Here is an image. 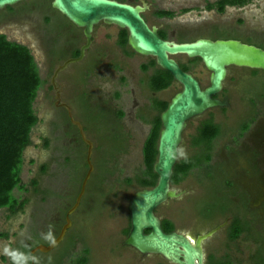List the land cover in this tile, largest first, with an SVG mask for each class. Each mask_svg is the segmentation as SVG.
I'll list each match as a JSON object with an SVG mask.
<instances>
[{
  "label": "trees",
  "instance_id": "16d2710c",
  "mask_svg": "<svg viewBox=\"0 0 264 264\" xmlns=\"http://www.w3.org/2000/svg\"><path fill=\"white\" fill-rule=\"evenodd\" d=\"M52 1L24 0L0 10V21L12 20L22 15H35L38 18L51 75L66 59L79 56L81 47L86 42L83 29L55 9ZM252 1L207 0V8L222 13L228 5L244 6ZM188 10L190 9L184 8L182 11ZM154 12L159 17L173 18L177 15V11L173 9L157 8ZM235 31L238 33L237 30L225 26H212L193 35H178L177 39L192 41L201 36L230 38L237 36ZM160 34L168 38L167 28L160 29ZM246 39L264 47V32L253 33ZM128 41V30L120 28L117 44L124 54L132 55L136 52ZM106 57L104 49L93 44L83 60L71 64L76 77L65 86L61 94L65 92L64 96L67 97L65 101L72 104L76 118L82 121L88 136L95 143L92 157L95 170L80 206L72 215L74 224L69 228L64 240L49 252L38 250L33 254V248L41 243L52 242L67 222L68 211L75 204L89 169L87 160L89 145L83 139L79 127L72 122L67 108L56 105L57 99L54 95L52 98L56 112L50 123V134L44 138L45 147L48 149L47 157L40 164L37 176L29 182L23 180L24 152L32 143V130L39 122L34 104L47 80L41 74L31 47L9 39L5 33H0V209L7 208L9 216H15L25 213L27 206L33 204L30 222L22 223L23 230L15 233L19 238L14 244L12 254L9 257L2 256L3 261L11 260V264H32L34 258L35 264H92L91 242L96 237L97 220L99 222L108 206L115 203L120 188L123 186L129 188L136 183L139 190L153 187L158 183L159 176L154 170V165L158 159L159 137L163 127L161 113L168 107L171 99L153 95L151 104L147 106L148 111L138 114L144 121L152 124L143 144L144 168L135 177H121L118 174L122 170L121 154L128 151L131 136L123 122L126 111L123 108H116L113 102L114 98L121 96V92L117 90L110 98L99 97L98 101H94L88 85L93 75L103 67ZM178 60L186 71L194 73L200 79L203 86L209 84V82L205 84L196 73L195 68L201 61L199 57H188L183 60L187 63ZM108 65H114L120 71L124 70L122 65L114 64L113 60L108 62ZM150 68L152 70L148 72ZM143 69L147 74L146 86L154 94L177 82L172 72L159 66L155 58L143 64ZM253 71L257 72L259 69ZM62 74L58 78V83L62 80ZM121 80L124 83L127 77L122 75ZM50 88H55L52 83ZM181 89L182 87L178 91ZM216 109L213 108V111L211 109L209 114L206 112L198 116L201 117L200 123L191 135L193 153L190 155L181 153L171 182L173 186L179 188L178 185L187 180L194 170L200 168L209 171L206 177L210 179L211 184L207 185L208 181L198 176L200 194H196L197 196L188 194L194 199L191 208L198 222L203 224L202 232L218 226L227 219L230 220L225 228L214 236L219 237L222 233L225 235V248L218 254L220 248L215 251L208 247L205 264L242 262V259L236 256L240 250L237 241L242 237L253 245L248 259L250 264H264V199L256 204L244 184L236 181L237 169H234L233 164L226 165L222 176H217L215 165L211 163L216 140L225 131L223 124L216 120ZM247 126L248 124H244L236 128L240 132L235 137L236 140L239 141ZM232 129L234 131V126ZM255 159L256 154L251 159L248 153H242L231 161L235 165L242 163L244 166ZM35 162V159L31 160V163ZM247 170L250 172L254 169ZM64 171H67L68 183L72 185V189L67 191L68 194L62 186L61 178ZM132 196L128 198V225L122 230L124 238L131 229ZM43 219L46 223L41 222ZM163 226L166 231L180 227L169 216L163 217ZM197 232H200L199 229ZM10 236L9 230L0 232V237ZM210 241L209 239L208 242ZM118 247L124 249L130 246L118 243ZM155 264L171 263L159 257Z\"/></svg>",
  "mask_w": 264,
  "mask_h": 264
},
{
  "label": "rangeland",
  "instance_id": "374dc122",
  "mask_svg": "<svg viewBox=\"0 0 264 264\" xmlns=\"http://www.w3.org/2000/svg\"><path fill=\"white\" fill-rule=\"evenodd\" d=\"M148 2L150 7L145 12L146 19L149 22L166 27L174 37H178V35H193L212 26H225L240 33L256 32L255 34H260L264 32V0H253L244 6L228 5L222 13L216 9H208L207 0H148ZM157 8L173 9L177 11V15L173 18L159 17L154 12ZM184 8H189L190 10L183 12ZM119 31L120 27L117 25L100 23L96 27L93 44L99 45L100 48L104 49L107 57L103 63L104 67L93 75L89 86L93 87V91L97 95H103L107 98H110L117 90L121 92V96L114 98L113 102L116 108H123L126 111L123 122L131 136L129 138L128 151L121 154L122 170L118 174L121 177H135L144 168L143 144L152 128V124L144 121L138 114L145 112L144 107L151 104L153 95L171 99L182 85L177 81L174 85L159 93L150 92L146 86L145 79L147 74L143 69V64L148 63L154 57L138 53L132 55L124 54L117 44ZM0 33H5L10 39L29 45L38 61L42 76L47 80L35 100L34 106L39 116V122L32 130V143L24 152L25 165L22 177L25 182H29L33 177L37 176L40 164L46 159L48 154L44 138L50 134V123L56 112L52 97L57 95L58 89L50 88L53 75L50 74L47 64V56L42 43L43 32L40 27V21L35 15H22L13 18L7 24L0 25ZM176 57L181 62L187 63V61H183L188 58L187 55L178 54ZM112 60L114 64L119 63L122 65L124 70L120 71L114 65H108V62ZM71 69L74 68H69V70ZM151 70L152 68L148 72H151ZM195 70L203 82L208 84L210 72L202 61L198 62ZM64 75L66 74H62L61 83H64L66 79ZM122 75L127 77L124 83L121 80ZM64 94H62V98L65 101L67 97ZM134 99L137 102L136 105ZM70 105L72 106V104ZM209 111L206 114H209ZM237 115L236 111L224 112L219 109L215 110L216 120L223 124L225 130L223 135L216 140V150H220L222 146L232 139L234 135L232 122L237 118ZM200 119L201 117H195L189 121V125L184 132L183 155L193 153L191 135L196 131ZM257 138L259 139L256 146L262 150V156L264 157V121L262 127L257 131ZM32 159H35L36 162L31 163ZM198 174L199 171L197 169L194 170L187 180L179 184L178 187L199 186ZM242 182L251 198L254 199L256 204H259L264 197V172H261V174L258 172L253 177H244ZM137 189L136 183L130 185L129 188L127 186L121 187L119 197L116 198L115 203L108 206L99 222L97 220L96 237L91 242L93 247L92 264H154L157 260L155 256L143 258L130 247L124 249L118 247V243H121L124 238L122 230L128 225V201ZM193 200L191 196L169 200L157 209V213L173 218L178 226L189 232L196 233L198 229L203 227V224L198 222L191 208ZM32 210L33 204H30L27 206L25 213L9 216L7 208L0 209V232L8 230L11 232L10 238L0 237V264H9L2 260V256L6 255L9 257L11 255L14 244L19 238L15 233L23 230L22 223L30 222ZM224 242L225 235L222 233L219 237L211 240L210 243L208 242V247L215 249V251L220 248L221 250L218 251V254H221L222 249L225 248ZM237 242L240 250L237 251L236 256L238 259H242V262L238 261L236 264H250L248 259L253 247L252 243L243 237Z\"/></svg>",
  "mask_w": 264,
  "mask_h": 264
},
{
  "label": "water",
  "instance_id": "95a60500",
  "mask_svg": "<svg viewBox=\"0 0 264 264\" xmlns=\"http://www.w3.org/2000/svg\"><path fill=\"white\" fill-rule=\"evenodd\" d=\"M22 1L24 0H0V10ZM52 6L82 28L86 38L80 55L66 59L55 69L52 84L58 89L56 105L67 108L72 122L79 127L83 139L89 145V169L76 202L68 211L67 222L60 234L49 244L37 245L32 249V253L38 250L49 252L64 240L73 224L71 215L80 206L95 170L92 158L95 143L88 136L82 121L76 118L73 107L63 101L58 78L71 64L85 58L87 50L93 45L96 27L105 23L127 29L128 42L132 49L138 54L154 57L157 64L171 71L182 85V89L174 94L168 107L161 113L163 127L159 137L158 159L154 165V170L159 176L158 183L150 188L139 189L132 196L131 229L122 244L134 248L143 256H160L171 264H205V243L221 232L230 220L227 219L195 237L179 229L166 231L163 217L157 213V209L169 200L181 198L188 191L173 186L171 179L182 153L184 132L189 121L213 108L230 106L228 95L223 98L217 96L224 88L229 67L264 70V47L235 37L214 39L201 36L192 41L164 38L159 32V27L151 25L144 16L150 7L147 0L136 4L121 0H53ZM178 54L190 58L199 57L202 60L210 72L207 86H203L194 73L181 66L176 58Z\"/></svg>",
  "mask_w": 264,
  "mask_h": 264
},
{
  "label": "flooded vegetation",
  "instance_id": "af4514ba",
  "mask_svg": "<svg viewBox=\"0 0 264 264\" xmlns=\"http://www.w3.org/2000/svg\"><path fill=\"white\" fill-rule=\"evenodd\" d=\"M141 1L142 0L135 2L133 0H127V2H131L134 4L140 3ZM9 21L11 20H7V19L1 20L0 25L7 24ZM149 23L151 25H157L159 27V32H160V29L164 28L163 26L158 25L156 23H152V22H149ZM234 33H236V31ZM236 34L237 36H235V38L241 39L246 42H249L246 38L253 35V33H240V32ZM206 37H211L214 39L218 38V37H212V36H206ZM168 38L178 40L177 39L178 37L172 36L169 33V31H168ZM42 43H43V40H42ZM249 43H253V42H249ZM71 66L72 65H70L64 72H62L63 74H66L64 75L66 79L64 83H61V81L59 83V87L61 91H63L64 87L67 84L71 83V80H73L76 77L75 69L69 70V68H73ZM102 66L104 67V65ZM48 67H49V64H48ZM263 80H264V70H259L257 72H254L253 69H250V68L235 67V66L229 67V74L225 81L224 88L217 96L220 98H223L225 95H228L230 106L219 107L217 109H222L223 111V109L225 108L226 109L225 112L236 111L238 115H237V118L232 122V127L234 126V135L232 139L230 140V142L222 146L220 150L218 149L216 150V148L214 150V156H213V159L211 160V163L215 165V168H216L215 172L217 176L219 175L222 176L223 171L226 169L225 168L226 165H230V164H233L235 166L234 169H237V177H235L236 181L242 184H243L242 180L244 177L246 178L253 177L258 172L260 174L261 172H264V164H263L264 157L262 156V150H260V148L256 146V143L258 142V139H259L257 138V131L262 127V123L264 121V90H262V88L264 87ZM89 88L91 89L90 92L92 94L94 101H98L99 97L107 99V97H104L103 95H97L93 91V87H89ZM134 102L136 105L137 102L135 99H134ZM144 111L147 112L148 107H144ZM244 124H248L247 129L244 131V133L241 135V138L238 141L235 139V137L240 132L237 131L236 128ZM242 153L243 154L248 153V156L251 159L253 155L255 156L256 154V159L251 162L252 166H251V163L244 164V166L242 163L241 164L237 163V165H235L233 161H231V160L237 159L239 156L242 155ZM247 169H254V170H250L249 172ZM197 170L199 171L198 176L206 179L208 181L207 185L208 184L210 185L211 184L210 179L206 177V174L209 173V171H206L205 169H200V168H198ZM61 180L63 181L62 186L66 190L65 193L68 194L67 191L69 192L72 189L71 188L72 185L68 183L69 177L67 175V171L63 172ZM179 189L188 190L183 196H188V194L199 195L201 191L199 186H191V185L179 187ZM263 199L264 197L262 198V200ZM42 203L45 204L46 202H42ZM74 213L72 215H74ZM161 216L164 217L163 215ZM41 222L46 223V220L43 219ZM73 224H74V220H73ZM178 229L181 231H185L186 233H190L191 235L195 237L199 235L200 233H203L202 231H204L203 228H200L199 229L200 232H197V233L189 232L188 230L182 227H178ZM214 238L215 237L211 238L210 240H213ZM122 240H121V244H122ZM205 250H206V254L208 255V241L205 243ZM140 255L143 258H148L149 256H155L156 258L160 257L156 255H148V256H143L142 254ZM32 261H33L32 264L33 263L35 264L34 258L32 259ZM6 262L11 264V260H8Z\"/></svg>",
  "mask_w": 264,
  "mask_h": 264
}]
</instances>
